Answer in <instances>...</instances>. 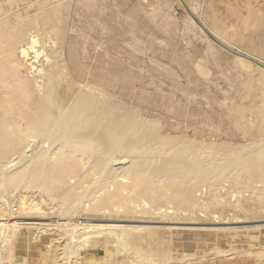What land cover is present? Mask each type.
<instances>
[{"label":"bare ground","instance_id":"bare-ground-1","mask_svg":"<svg viewBox=\"0 0 264 264\" xmlns=\"http://www.w3.org/2000/svg\"><path fill=\"white\" fill-rule=\"evenodd\" d=\"M85 3L78 0L80 7H90ZM76 4L0 0V202L10 216L17 212L3 221L2 263L60 264L62 244L72 257L64 250L61 264H217L235 256L238 251L228 245L183 246L181 238L200 227L188 220L202 213V197L219 209L227 199L240 211L246 209L243 199L248 206L264 205V141L232 153L217 144L168 136L161 123L106 96L103 74L87 69L76 54L72 58L78 60L66 57L72 22L64 14ZM113 76L118 83L120 75ZM108 81L110 91L118 88ZM263 112L250 129H259L264 139ZM230 182L239 189L226 190ZM25 190L46 198L47 212L32 209V215L40 211V222L24 212L25 202L21 208L12 203ZM21 213L39 235L24 233L23 220L17 221ZM58 232L64 237L53 243L51 234ZM163 240L177 242L165 247Z\"/></svg>","mask_w":264,"mask_h":264},{"label":"rangeland","instance_id":"rangeland-1","mask_svg":"<svg viewBox=\"0 0 264 264\" xmlns=\"http://www.w3.org/2000/svg\"><path fill=\"white\" fill-rule=\"evenodd\" d=\"M83 2L90 7H80L77 0L72 11L66 12L69 15L64 14L65 19L70 16L72 27L75 26L71 27L72 35L69 34L71 28L67 29L66 38L69 39L63 47L67 58L78 60L72 58L76 54L87 69L97 75L103 74L101 77H105L104 84L102 79L100 84L103 85L102 91L106 96L122 101L129 108L134 107V111H142L145 113L143 116L150 119L147 121L156 120L161 123V133L168 136L196 139L207 145L217 144L222 150L232 153L245 147L257 146L264 141L258 136L259 129H250L254 125L253 120L258 118V112L264 111V67L226 50L202 29L204 27L224 46L264 65V0ZM69 27L68 24L67 28ZM199 65L206 70L207 75L198 70ZM113 73L120 75L118 83L115 82ZM107 79L110 84H117L118 88L110 91ZM246 132H249L248 135ZM225 187L228 191L239 189L238 185L231 182L226 183ZM37 192L39 191H19L14 195L15 200L12 199L15 208H21V202H25L22 205L24 212H30V219L34 222H40V211L33 212L32 215L33 207L47 212L44 208L46 198L39 199L40 192ZM203 198L201 203H204L205 208L202 213L197 212L196 217L191 216L188 220L200 227L184 232L180 245L195 241L193 244L198 243L199 247L217 244L215 247L235 248L238 251L232 259L229 257L217 264H264V205L252 201L250 207L243 199L241 203L246 208L245 211L252 210L245 214V211L234 208L236 206L231 208V204L233 206L237 203L235 200H225V206L219 209L209 206V201ZM1 199L0 196V201ZM2 205L4 204L0 202V206ZM2 207L0 238L1 233L6 231L3 221L9 217L14 218L17 213L10 216L6 205ZM22 215L23 213L17 215L19 224L24 219ZM22 222L24 233L39 235L41 232L34 224L29 225L27 220ZM62 233L51 234L53 243L64 237ZM222 235L225 237H221ZM18 241V254H23L22 237H18ZM160 242L166 247L177 241ZM64 245L59 246L57 253L59 263L64 262L61 261ZM69 251L70 249L65 250L68 258L72 257V252ZM239 252L245 254L242 256ZM38 258L42 261L44 256L39 254ZM210 259L211 257L208 258L209 262ZM5 264L9 263L5 261Z\"/></svg>","mask_w":264,"mask_h":264},{"label":"water","instance_id":"water-1","mask_svg":"<svg viewBox=\"0 0 264 264\" xmlns=\"http://www.w3.org/2000/svg\"><path fill=\"white\" fill-rule=\"evenodd\" d=\"M200 26L202 27L201 24H200ZM202 29L205 30L206 34H208V36H209L212 40H214L217 44H219L220 46H222V47L225 48L226 50H228V51H230L231 53L236 54V55H238V56H240V57H243V58H245V59H247V60L253 61L254 63H257V64H259V65H261V66L264 67V65H262L260 62H258V61L255 60L254 58H251V57H249V56H246V55L240 54V53H238V52H236V51H233V50H231L230 48L224 46V45L221 44L218 40H216L215 38H213V37L211 36V34H210L205 28L202 27Z\"/></svg>","mask_w":264,"mask_h":264},{"label":"built area","instance_id":"built-area-1","mask_svg":"<svg viewBox=\"0 0 264 264\" xmlns=\"http://www.w3.org/2000/svg\"><path fill=\"white\" fill-rule=\"evenodd\" d=\"M2 261H3V257H2V255L0 254V263L1 264H5L4 262L2 263ZM5 261V260H4Z\"/></svg>","mask_w":264,"mask_h":264},{"label":"crops","instance_id":"crops-1","mask_svg":"<svg viewBox=\"0 0 264 264\" xmlns=\"http://www.w3.org/2000/svg\"><path fill=\"white\" fill-rule=\"evenodd\" d=\"M147 14H149V13H147Z\"/></svg>","mask_w":264,"mask_h":264}]
</instances>
